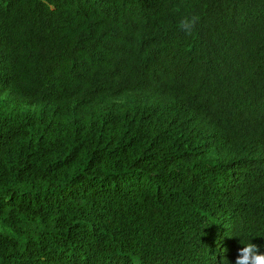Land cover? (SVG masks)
Here are the masks:
<instances>
[{"label":"trees","instance_id":"obj_1","mask_svg":"<svg viewBox=\"0 0 264 264\" xmlns=\"http://www.w3.org/2000/svg\"><path fill=\"white\" fill-rule=\"evenodd\" d=\"M251 237L264 0H0V264H228Z\"/></svg>","mask_w":264,"mask_h":264},{"label":"clouds","instance_id":"obj_2","mask_svg":"<svg viewBox=\"0 0 264 264\" xmlns=\"http://www.w3.org/2000/svg\"><path fill=\"white\" fill-rule=\"evenodd\" d=\"M199 20L200 17L195 13L185 14L179 20L178 28L186 35H190ZM245 240L246 241L240 239L241 245L230 244L232 245L233 250L237 253L235 260L233 262L228 260V264H264V246L256 244V242H252V237ZM224 246L227 245L225 244ZM229 250L231 249L229 248ZM224 251H227V249H224Z\"/></svg>","mask_w":264,"mask_h":264}]
</instances>
